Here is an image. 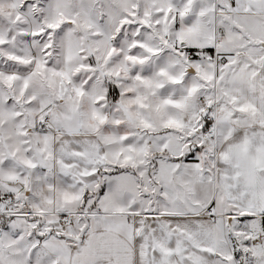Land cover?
<instances>
[{"label":"snow or ice","instance_id":"6c2138e0","mask_svg":"<svg viewBox=\"0 0 264 264\" xmlns=\"http://www.w3.org/2000/svg\"><path fill=\"white\" fill-rule=\"evenodd\" d=\"M0 264H264V0H0Z\"/></svg>","mask_w":264,"mask_h":264}]
</instances>
